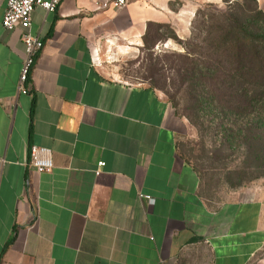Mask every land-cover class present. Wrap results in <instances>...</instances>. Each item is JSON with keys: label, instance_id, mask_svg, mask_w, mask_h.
Here are the masks:
<instances>
[{"label": "crops", "instance_id": "0c3cea01", "mask_svg": "<svg viewBox=\"0 0 264 264\" xmlns=\"http://www.w3.org/2000/svg\"><path fill=\"white\" fill-rule=\"evenodd\" d=\"M7 2L0 0V264H249L264 245V203L208 204L182 155L188 120L157 89L110 78L96 64L109 44L141 46L154 27L174 28L173 1L36 7L31 32L44 47L26 94L18 90L23 30L3 26ZM34 145L51 150V171L31 165Z\"/></svg>", "mask_w": 264, "mask_h": 264}, {"label": "rangeland", "instance_id": "374dc122", "mask_svg": "<svg viewBox=\"0 0 264 264\" xmlns=\"http://www.w3.org/2000/svg\"><path fill=\"white\" fill-rule=\"evenodd\" d=\"M172 1L175 29L154 27L141 46L109 44L96 55V64L110 78L157 89L188 120L182 155L197 172L208 204L249 198L264 203V109L244 110L240 84L205 70L196 53L206 45L200 25L243 0ZM256 5L264 11V0ZM194 61L198 81L191 82L185 66ZM249 264H264V245Z\"/></svg>", "mask_w": 264, "mask_h": 264}, {"label": "trees", "instance_id": "16d2710c", "mask_svg": "<svg viewBox=\"0 0 264 264\" xmlns=\"http://www.w3.org/2000/svg\"><path fill=\"white\" fill-rule=\"evenodd\" d=\"M247 1H237L234 5H230L226 12L218 15V19H214V16L200 25L198 33L199 35L205 33L201 42L204 41L206 45L199 47L196 53L200 65L205 70H211L215 74H225L228 81L240 84L242 92L238 102L244 110L262 111L264 109V11L258 9L256 0H253L251 5L247 4ZM164 26L169 25L157 27ZM197 67L195 61L192 65L185 66L186 75H189L191 82L198 81Z\"/></svg>", "mask_w": 264, "mask_h": 264}, {"label": "built area", "instance_id": "2783aa9c", "mask_svg": "<svg viewBox=\"0 0 264 264\" xmlns=\"http://www.w3.org/2000/svg\"><path fill=\"white\" fill-rule=\"evenodd\" d=\"M131 1L133 0H113L112 4L116 9H121ZM61 3L62 0H8L7 2L3 26L8 30L21 28L23 41L26 45V54L18 84V90L22 93L29 92L27 84L35 65L36 56L44 47V43L31 32L32 14L36 7H42L46 11H54ZM30 162L38 173L49 172L54 167L51 150L41 146L34 145L30 148ZM104 165V162H100L99 169ZM140 198L148 200L149 204L155 203L152 196L141 194Z\"/></svg>", "mask_w": 264, "mask_h": 264}]
</instances>
